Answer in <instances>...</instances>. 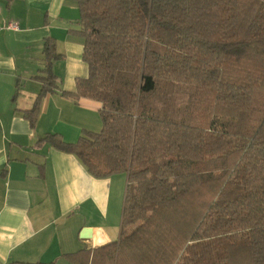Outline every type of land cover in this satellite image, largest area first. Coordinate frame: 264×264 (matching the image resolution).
<instances>
[{"label": "trees", "instance_id": "16d2710c", "mask_svg": "<svg viewBox=\"0 0 264 264\" xmlns=\"http://www.w3.org/2000/svg\"><path fill=\"white\" fill-rule=\"evenodd\" d=\"M74 1L88 74L60 95L98 102L101 129L37 144L126 187L117 240L67 257L264 264V0ZM43 52L31 125L58 89L54 42Z\"/></svg>", "mask_w": 264, "mask_h": 264}, {"label": "crops", "instance_id": "0c3cea01", "mask_svg": "<svg viewBox=\"0 0 264 264\" xmlns=\"http://www.w3.org/2000/svg\"><path fill=\"white\" fill-rule=\"evenodd\" d=\"M78 11L74 0H0V26H17L0 32V264H75L68 254L118 238L126 175L94 178L73 154L37 144L47 134L74 144L101 125L98 102L60 95L88 74ZM48 39L58 89L31 125L22 115L42 87Z\"/></svg>", "mask_w": 264, "mask_h": 264}, {"label": "built area", "instance_id": "2783aa9c", "mask_svg": "<svg viewBox=\"0 0 264 264\" xmlns=\"http://www.w3.org/2000/svg\"><path fill=\"white\" fill-rule=\"evenodd\" d=\"M17 26L14 23H5L3 25L0 26V32L3 30H16Z\"/></svg>", "mask_w": 264, "mask_h": 264}, {"label": "rangeland", "instance_id": "374dc122", "mask_svg": "<svg viewBox=\"0 0 264 264\" xmlns=\"http://www.w3.org/2000/svg\"><path fill=\"white\" fill-rule=\"evenodd\" d=\"M100 129H101V128H100V126H99V129H98V131H99ZM98 131H97V132H98Z\"/></svg>", "mask_w": 264, "mask_h": 264}]
</instances>
